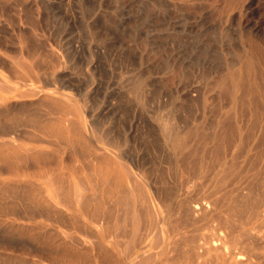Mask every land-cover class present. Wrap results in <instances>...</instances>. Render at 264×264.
Masks as SVG:
<instances>
[{
    "label": "bare ground",
    "instance_id": "bare-ground-1",
    "mask_svg": "<svg viewBox=\"0 0 264 264\" xmlns=\"http://www.w3.org/2000/svg\"><path fill=\"white\" fill-rule=\"evenodd\" d=\"M13 1H18L25 6L38 4L46 6L48 4V0ZM46 2L47 4L44 5ZM88 6L87 8L90 9L93 7ZM90 9L86 11L83 8V12L89 13ZM180 17L178 16V18ZM28 18L30 17L28 16ZM220 19L224 21L225 18ZM215 22L213 23L215 24ZM24 23L26 22L19 20L13 24L14 31H16V34H13L17 42L16 47L32 54L38 49L52 52L53 49L48 43L37 37L35 25L29 27L30 36L24 34ZM31 23L34 24L33 21ZM4 24V21H0V26H4ZM179 24L182 26L181 23ZM229 29L234 30L231 27ZM96 31L97 25L95 24L89 27L85 26L84 36L94 35L95 38ZM225 32L229 33L227 30ZM226 35L228 36V34ZM56 36L58 35L56 34ZM4 37L2 36L1 39ZM221 38L224 42L223 37ZM236 38L238 37L236 36ZM227 39L225 41L228 42ZM232 39L234 42L235 39ZM5 43V41L0 42V46ZM235 43L238 44L237 41ZM57 47L60 46L57 44ZM249 48L251 49V47ZM261 48L255 51L256 61L253 59L254 63L256 62V74L254 75V78L256 76V90H253L256 92H252L256 93L255 99L245 97L243 96L245 93L241 92L242 89L247 88L242 80L245 76L242 70V72L240 71L241 76L238 75L239 72L237 74L235 72V76L230 81L225 73H221L224 74L223 77L226 76L224 79L228 78V81L224 80L227 84H222L223 86H219L218 89L222 91V87H224L226 91L232 93L227 99L220 97L221 99L200 100L203 85L188 86L184 83L180 88L186 94L184 101L188 102L186 104H190V110L189 112L185 111L187 109L183 110L182 107L185 104L183 106L179 104L178 109L185 111L186 114L181 111L176 114H168L167 106L164 110H167L168 113L164 114L166 111H162L164 107L162 106L160 111L163 115L150 114L149 112L148 115L145 112L149 109L143 113L144 110L141 108L142 111L140 110L137 114V121L146 129V135L151 136L147 141L155 144L144 154L138 152V146L134 144L135 141L127 136L124 129L126 124L118 122L114 128L110 127V129L107 127L100 129V121L95 123L91 120L90 125L87 124L81 108L72 101L69 95L59 91L61 88L69 87L75 90L76 94L79 93V87L74 85V81L68 82V85L64 86V83H61L64 78L54 77L52 72L44 71L42 74L44 79H42L45 80L43 81L45 88H40L26 82L25 72L31 74V69L26 62L20 58L12 61L13 64L20 66V68H16L11 64L10 70L15 73L21 84L14 85L0 78L2 91L0 92V168L8 170L10 174L17 175L22 172L15 168L16 165L22 166L26 161L36 167H40V163L48 159L53 160L54 164L50 169L37 168L34 170L32 173L36 175L35 179L22 181L0 179V213L11 217V220L0 218V222L11 224L0 228V241L4 236L13 238L8 246H14L20 252L27 251L36 256L29 260L2 257L0 264H264V49ZM231 55L230 58H232ZM240 55L239 57H241ZM129 60L127 57L124 59L127 64H129ZM199 62L197 61V63ZM135 64L137 74L133 80L130 79L131 77H127L132 81L125 92L124 100L125 104L130 106H132L130 93L136 91L137 94L139 87L137 79L140 77L141 82V76L152 69L143 66L142 58H136ZM193 65L195 64L193 63ZM246 66L248 65L246 64ZM194 67L196 68V65ZM82 74L86 75L83 72ZM77 75L81 74L77 73ZM106 77L108 78L110 75ZM79 78L77 79L79 80ZM82 79L86 80L84 76ZM89 80L90 76H88V82ZM90 81L92 82V80ZM64 82L66 84V81ZM250 82L252 81L249 80ZM56 84L59 87H56ZM214 84L217 86L218 83ZM209 85L208 87L211 86ZM250 86L252 87V85ZM253 86L255 87V85ZM153 89L150 98L156 102L154 108L160 105L159 97L162 95L165 96L162 100L169 102L170 91H163L160 87ZM144 90L146 89L144 88ZM239 90L242 95L236 94ZM210 91L207 89V93ZM226 91H224L225 94H227ZM224 92L223 94L219 92V94L224 96ZM217 94L218 92H216ZM30 98L35 99L31 101ZM96 104L93 100L88 112ZM146 104L147 102H145ZM148 106L152 109L150 105ZM126 108L128 107L126 106ZM66 114H71V116H65ZM189 124H191V127L189 126L191 129L183 131ZM18 125L23 127L28 125V127L37 129L39 133L52 136L54 141H50L51 143L57 147H66L72 157L76 155L79 157L78 160L82 159L83 164L75 166L73 165L76 164L75 160L67 156L73 160H70V166L75 167L74 173L77 180L72 179L68 172L59 167V148L48 152L40 146H23L15 142V137L19 135L16 130L18 127L21 129ZM90 126L94 127V130L87 132V128ZM18 133L20 132L18 131ZM39 133L22 130L20 134L27 140L48 141L43 140ZM139 140L142 139L139 137ZM39 215L50 219L53 226L64 223L73 227L79 231L80 235L53 226L47 227L46 222L42 221L32 224L16 221L17 216L27 221L33 216ZM163 226H166V230L172 234L173 243L171 245L174 246V255L167 256L169 254L166 253V256L157 257L164 251L163 247L155 248L164 237ZM171 245L170 249L173 248Z\"/></svg>",
    "mask_w": 264,
    "mask_h": 264
},
{
    "label": "rangeland",
    "instance_id": "rangeland-1",
    "mask_svg": "<svg viewBox=\"0 0 264 264\" xmlns=\"http://www.w3.org/2000/svg\"><path fill=\"white\" fill-rule=\"evenodd\" d=\"M60 1L61 0H48V4L47 2L44 4V5L47 4L46 6H43V4L41 5L38 4L36 6H29V5L25 6L18 1L14 2L13 0H5V1L0 0V19H1L0 21L5 22L4 26L1 25L0 28L3 29V32L7 30L6 31L7 33L1 32L2 29L0 31V42L2 41L6 42L5 45L0 46V78L14 85L21 84L18 77L15 76V73H12L10 70L12 66L16 68H20L19 65L13 64L12 62L15 59L17 60L20 58L29 65L31 69V74L33 73V75L31 76V74L29 75L28 72H25L26 77H27L26 82H29L33 84L34 86L45 88L44 87L45 82H43L45 80H43L44 78L42 76V74H44L43 73L44 71L47 73L52 72V75L54 77H57L60 79L64 78L63 80L66 81V84L64 81L61 82V83H64V86H67L68 82L74 81L73 82L74 85L77 88L79 87V90H80L79 93L76 94V91L69 87L61 88L59 91L65 93L66 95H69L72 98V101L75 102L81 108L83 116L87 124H89L91 120L95 123L96 121L97 122L100 121V126H99L100 129H103V128L106 129L105 127H107L108 129H110V127L114 128V126L118 122L126 124V126L124 127L125 132L127 133V136L130 139H133L135 141L134 144L138 146L139 153L144 154L150 147L155 146V144L153 142L151 143L147 141V139H150L151 136L149 134L146 135L147 133L146 129L143 126H141L140 123H138L137 114H139L142 108V110H144L143 113L147 111L148 109L151 110V111L148 110L147 112H145V114L149 112L150 114L157 113V114L163 115V113L160 111L162 109V106H164L162 111H166L164 112V114H167L168 112H169L168 114H176L178 112L180 113V111L184 113L185 111L189 112L190 104H186L188 102L184 101V96L186 94H184V91H182V89L180 88L181 85H184V83H186L188 86L189 85L195 86L196 84L203 85L202 92L200 93L201 94L200 100L201 99H213V98L219 99L220 97L222 99L226 97L227 99L229 96H231L232 93H230V91H226L224 87H222V89L223 90L225 89L224 91H226L227 94H225L223 90L221 91V89H218L221 86H223L222 84L226 85L227 83H225V81L226 82L228 81V78L224 79L226 78V76L223 77L224 74H221V73H225L227 77H229V81H230L232 80V77L235 76V72L236 74L239 72L238 75L240 74L242 75L241 72L243 70V73H245L244 75L246 76V78L244 75H243L244 77L242 76L243 78L242 77L241 78L243 82L246 84L245 87L247 88H244V89H246L247 91L242 89V91L239 90L236 94L242 95L243 93H245V95L243 96L255 99L256 93H252V92H256V91H253V90H256L255 89L256 88V76L254 78V75L256 74L255 72L256 62L254 63L253 59H255L256 61V52H255L256 49H260L261 47H262L261 49H264V45H263L264 43V0H166L165 2L164 0H160V1L157 0L158 2L156 0H94V1L92 0H76V1L67 0V2L66 0H63L61 2ZM78 2L79 4H76ZM21 5H23V7H21ZM88 5L93 6V7H91V9L87 8L89 7ZM41 6H43L44 8ZM83 8L86 9V11L87 9H90L89 13L83 12L84 11ZM159 11H160V14H158ZM161 13L162 15L164 13V15L162 16ZM167 13L169 14V16ZM206 13L208 14V16ZM28 16L30 18H28ZM178 16L179 17L181 16V17L178 18ZM182 16L184 17L182 18ZM190 16L192 18H189ZM232 17H233V20H232ZM165 18H166V21H165ZM220 18H225V19L223 21ZM184 19H185V22H184ZM19 20H22V22L23 21L26 22L24 23L23 31H25L24 34H26L27 36L29 35V32H30L29 27L35 25L36 27L34 26V28H35V32L37 33V37L41 39L42 41L45 40V42L48 43L51 49H53L52 52L54 54H51L52 52H49L46 50L40 51V49L36 50L33 54L28 53L23 50H19L16 47L17 42L14 39V35H13L14 33L16 34V31H14L15 27L13 24L18 22ZM32 21L34 24L31 23ZM214 21L216 22L218 21L217 24L216 22L214 24L213 23ZM178 22L181 23L183 27L180 26ZM242 22L244 23L242 24ZM218 23L220 24L221 27L219 26ZM94 24L97 25V31L95 32V38L97 37V39L99 40L95 39L93 37L94 35H90L88 37L84 36L85 26L89 27V26H93ZM207 24H209L210 27ZM212 24L214 25L212 26ZM235 24H237L236 25L237 27L235 26ZM238 25H240L241 27H239ZM211 26H212V29H211ZM246 26H247V29H246ZM230 27L234 28V30L229 29ZM225 30H227V32L229 31V33H226ZM235 31L237 32L235 33ZM8 34H12L10 35L11 38ZM56 34L58 36H56ZM226 34H228V36ZM1 35L5 37L1 39L2 38ZM220 36L223 37V40L225 43L222 41V38ZM236 36L238 38H236ZM92 38H93V42H92ZM232 38L234 39L236 38L238 40L235 39L233 42ZM226 39L228 40V42L225 41ZM235 41H237L239 45L235 43ZM254 41L256 42L257 45L255 44ZM56 43L60 47H57ZM232 43H234L235 45L233 44L234 45L233 46ZM251 43H254V44H251ZM236 45L238 47H235ZM249 47H251V49ZM226 51H227V54H226ZM239 51H241L242 54L238 53ZM231 53H233L234 55L233 54L231 55ZM230 55L232 58L229 57ZM239 55L241 57H239ZM125 57L130 59L129 64H127L124 61ZM54 58H56L57 61ZM136 58H142L144 61L143 66H148L152 69L148 68L150 70L146 71L145 74L141 76L142 77L141 82H140V79H141L140 77L137 79L139 81L138 83L139 87L137 90L138 95L136 94V91L130 93L131 98H132V104H131L132 106H130L128 104H125L124 100L126 98L125 92L130 86L131 81L136 77V74H137V68L135 64ZM191 58H194V59H191ZM244 59L245 61L251 60L250 61L251 64L249 61H248L249 63L248 62L246 63ZM191 60L196 65V68L194 67L195 65H193ZM230 60L234 62L231 61V64H230ZM197 61L198 62L200 61V62L197 63ZM208 61H209V64H208ZM43 62L45 63L47 67L44 65ZM242 62L246 63L248 66H246V64H243ZM188 63H190L191 65ZM130 66H131V71H130ZM226 68L227 70H225ZM200 69L201 71H199ZM249 69H250V72H249ZM22 71L24 70L22 69ZM82 72L86 74L87 76L83 75ZM77 73L81 74L82 77L81 75H77ZM109 75L110 77L107 78L106 76H109ZM205 75L206 76L208 75V76L206 77ZM83 76L84 78H86V80L82 79ZM88 76H90V80H92V82L90 80L88 82ZM127 77L129 78L131 77L130 79L132 80L128 79ZM77 78H79V80ZM249 80L252 81L250 83H253V84H250ZM125 81H127L128 83L127 82L125 83ZM208 82L210 83L211 86L209 85ZM214 83L216 84L218 83L217 86ZM208 85L210 87H208ZM250 85H252V87ZM253 85H255V87ZM56 87H59L58 84H56ZM156 87H160L163 91L165 90L170 91L171 97L168 102V101L162 100L165 97L164 95H162V97L160 96L159 97L161 101L159 102L160 105H158L157 108H154L156 102L151 100L150 94H152L151 92L154 90L153 88H156ZM248 87L250 88L248 89ZM144 88L148 91L144 90ZM206 88L209 89V91L211 89V91L207 93ZM251 88L253 89L251 90ZM118 91L120 92L118 93ZM215 91L218 92L217 95ZM240 91L242 92V94ZM0 92H2L1 89H0ZM219 92L222 94L224 92L226 96L219 94ZM250 92L253 95H251ZM135 95L138 97H136ZM147 96H149V98H147ZM190 97H193V96H190ZM34 99L35 98H30L29 100L32 101ZM93 100H95V104L96 103L97 104L94 106V108L91 109V111L88 112L89 107L92 106L91 104ZM25 101H28V100H25ZM145 102H147L146 105H145ZM167 102L169 106L167 105ZM179 104L182 106L185 104L186 106L184 105L182 108L183 110L185 109L187 110L182 111L180 110V108L178 109ZM148 105H150L152 109L148 108L149 107ZM126 106L128 108H126ZM166 106H167L168 112L167 110H164L166 109ZM187 106L189 109L187 108ZM65 116H71V114L69 115L66 114ZM119 118L121 122L118 121ZM18 126H20L22 130H28V131L30 130L35 133H39L37 129L30 127V126L28 127V125H25L26 127L25 126L23 127L22 125H18ZM140 126L142 127V129ZM189 126L191 127V124L187 125L183 131H188L186 129H189L190 128ZM21 129L19 127L17 130L15 129L17 132V135L19 134L18 136H20L18 137L16 135L17 137H15V142L23 146H40L48 152H52L59 148L58 149V153L60 154L59 167L65 172H68L70 175L75 174L74 173L75 167L70 166L71 161L75 160L74 163L76 164H73L75 166L77 165L80 166L83 164L81 161L82 159L78 160L79 157L76 155L72 157V155L69 154L70 151L66 147H57L54 143H51L50 141H54V138L52 136H48V135L46 136L42 133H39L40 137H42L43 140L46 139L50 143H47L48 141L44 142V141H32L29 139L27 140L26 137L20 134L22 131ZM88 130L89 131L94 130V127L90 126V128H87V132H89ZM18 131L20 133H18ZM139 137L142 140L138 141ZM149 143L151 144V146H149L150 145ZM67 156L70 157L71 159L73 158V160L69 159ZM53 164H54L53 160L48 159V160L41 162L40 167H36L35 165L31 164V162L26 161L22 164V166H19L18 164L16 165L15 168L18 171L22 172V174H17V175L10 174L8 170L4 168H0V179L1 180L17 179L21 181L35 179L37 177L36 175H33L32 173L34 170H36L37 168L50 169L52 168ZM0 218L11 220V217H8L7 215H3L1 213H0ZM16 221H23L24 224H30V223L32 224L37 221H42V222H46L47 227L53 226L52 223L50 222V219L45 218L43 215L33 216L27 221H24L17 216ZM10 225H11L10 223L0 222L1 229L3 226H10ZM53 227L67 231V232L73 231L76 235H80L77 229L73 227H69L67 225L64 227H62L61 225L53 226ZM163 227H164V237L162 238V240L158 243V245L155 248L163 247L164 251L162 254L158 255L157 257H161L163 255L166 256L167 254H169L167 256H170V254L174 255L173 253L174 246L171 245L173 243L172 234L166 230V226H163ZM5 237L6 236L2 238L3 242L0 241V259H2V257L4 258L8 257V259H28V260L31 258H36V256L34 254H31L30 252H27V251L20 252V250H18L14 246H8L10 241H13V238H7V237L5 238ZM8 239H11V240H8ZM171 239L172 241H170ZM15 240H18V239H15ZM34 241L33 243H36ZM4 242H7V243H4ZM170 245L171 247H173L171 248L172 250L169 247ZM168 250L169 252L170 251L171 252L170 253L167 252ZM145 264H148V263H145Z\"/></svg>",
    "mask_w": 264,
    "mask_h": 264
},
{
    "label": "crops",
    "instance_id": "crops-1",
    "mask_svg": "<svg viewBox=\"0 0 264 264\" xmlns=\"http://www.w3.org/2000/svg\"><path fill=\"white\" fill-rule=\"evenodd\" d=\"M69 176L72 178V179H75V180H77V176L74 174V175H70L69 174ZM76 176V177H75ZM64 223H61V224H58V225H61V226H64V225H66V224H64ZM68 226V225H67Z\"/></svg>",
    "mask_w": 264,
    "mask_h": 264
}]
</instances>
